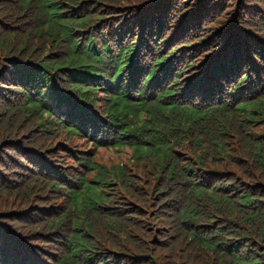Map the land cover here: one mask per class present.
Instances as JSON below:
<instances>
[{"label": "trees", "instance_id": "16d2710c", "mask_svg": "<svg viewBox=\"0 0 264 264\" xmlns=\"http://www.w3.org/2000/svg\"><path fill=\"white\" fill-rule=\"evenodd\" d=\"M0 264H264V0H0Z\"/></svg>", "mask_w": 264, "mask_h": 264}, {"label": "rangeland", "instance_id": "374dc122", "mask_svg": "<svg viewBox=\"0 0 264 264\" xmlns=\"http://www.w3.org/2000/svg\"><path fill=\"white\" fill-rule=\"evenodd\" d=\"M100 157L102 161L106 164H110L112 162L124 161L128 162L129 155L128 153L118 152L117 150H104L101 151Z\"/></svg>", "mask_w": 264, "mask_h": 264}]
</instances>
